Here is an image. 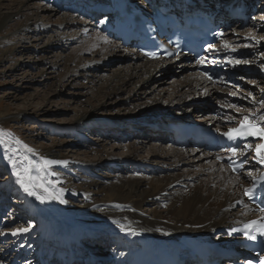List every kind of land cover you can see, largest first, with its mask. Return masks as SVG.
<instances>
[{
    "label": "bare ground",
    "instance_id": "obj_1",
    "mask_svg": "<svg viewBox=\"0 0 264 264\" xmlns=\"http://www.w3.org/2000/svg\"><path fill=\"white\" fill-rule=\"evenodd\" d=\"M35 1L38 0H21L9 8L7 13L0 10V65L11 62L10 58L16 53L21 54L20 47L16 44L18 40L22 44H26L29 40L27 36L34 35L33 37L36 38L34 42H39L42 40V34L54 30L45 42L43 51L46 53L52 54L55 50L53 48H59L60 43L79 42L68 56L64 57L61 52L57 55L52 54L50 59L52 58L54 61L51 59L52 61L47 63L51 64L50 68L56 67L58 62L62 61L63 63H73L75 65L73 68L70 70L66 68V77L75 79L81 73L98 68V65L107 63L114 57H123L130 61L124 70L104 82L105 90L103 89V91L108 98L116 97L122 93L133 84L134 80H138L140 83L142 79L146 78L148 81L150 76H158L171 69L170 65L173 64L171 62H149L146 60L140 62L137 54L129 49H123L118 43L105 38L90 21L83 19L78 21L75 19L77 17L67 14L53 21L55 13L52 7L41 8L46 21L45 24H41L37 20L40 18L41 12L35 8L31 9L30 6ZM261 7L264 11L263 4ZM22 17L25 19L20 21L19 19ZM259 19L264 22V16ZM59 30L62 31L59 32ZM263 33L264 24L253 26L243 33H238L233 29L226 33L221 42L223 47L227 45L226 49L235 53H244V55L247 49L243 48L249 46L253 49L247 51L251 52L252 63L257 64L258 71L263 74L258 77L256 90L250 87L246 88L248 90L246 95L251 98V104L246 100L239 103L237 97L233 95L234 93L227 94L218 91L217 87L207 83L193 69L192 65L184 62L175 67V69H181L182 79L174 82L170 86L172 89L167 88L171 96H180L181 98L173 99L169 107L154 104L156 102L150 103L148 108L142 109L141 113L137 115L140 116L138 120L120 123L119 128L122 127L127 131H131L130 129L133 128V131L139 132V135L143 136L147 142L151 141L154 136L158 147L152 150L150 159H156L154 171L161 170L160 172L163 171L164 176L160 177L158 173L149 174L151 175L149 177L133 176L123 170L126 172L125 175L114 174L112 177L96 179L91 174L87 175L96 166L105 163L111 167L132 166L136 171L144 167L143 165H146L147 162L134 158L120 161L109 157L100 159L96 163L78 164L52 155L48 160L66 162L52 165H56L64 171L74 163V167L80 172V176L77 174L80 187L71 191L70 197H80L83 200L82 205L70 207L65 203L58 202L55 198L45 199L42 202L36 196L27 194L25 196L27 199L26 211L39 218L40 222L35 229L39 234L36 233V238H33L31 235L34 227H30L31 229H28L27 232L18 231L15 232V235L12 234L11 242L5 244L0 241V264H57L51 260L54 257H63L64 261L68 262V259H71V251L64 247L68 244L77 245L80 241L79 238L91 231L92 233L95 231L99 234H106L105 236L112 238L110 240H113L114 248L111 253L100 256L99 259L88 256L83 261L86 264H90V261L92 264H118L128 253L133 252L137 240L147 239L159 249L177 251L178 242L183 235L214 241L220 239L215 236L218 230L257 217L258 215L253 214L252 208L241 200V189L248 185L246 175L240 177L230 175L225 167L216 162L211 153L203 152L200 149L190 148L179 151L171 146L167 135L159 131L148 130L140 123H153L150 118L157 117L159 118L156 120L163 122L167 115L178 117L181 112L189 115L194 112L192 119L195 122L210 123L219 127L224 120L238 121L242 116L257 115L258 112L263 111L264 103H259V101L264 93V54L260 56L256 52L261 46L264 48ZM19 35L22 36L21 39L18 38ZM240 42L244 47L235 45ZM12 44H16V47H12ZM230 69L237 73L236 76L240 79L238 81L241 85L242 78L245 76L243 71L238 70V65L234 62ZM251 69L253 70L252 67ZM16 70L15 67L9 68V72H16ZM144 86L142 85V87ZM138 95L135 93L132 96L133 99ZM189 95H192L196 101H202L200 103L202 105L192 107L191 112L190 109H185L182 104L178 106L180 100L188 99ZM193 99L191 101H195ZM128 102L130 103V101ZM237 103L242 106L236 109L233 105ZM212 104L216 110L224 114L222 121L215 119L212 110H209L208 106ZM85 118V115L80 117L77 124L85 121ZM88 120L90 119L88 118ZM135 136L137 138L138 135ZM165 143L169 146L168 151L161 148V145ZM140 146L138 148L135 143H130L128 149L131 154L135 155L139 149L143 150L144 145ZM6 148L5 153L13 161L8 164L9 170L18 179L15 173L25 167V162L20 158L13 159L12 147L7 145ZM92 152L98 153V151ZM147 165L149 164L147 163ZM178 166H181L182 169H177ZM70 181L72 182L71 179ZM17 187L23 191L19 184ZM41 195L42 197H53L45 191ZM5 236L7 235H3L2 238ZM11 250L15 252V257L8 258Z\"/></svg>",
    "mask_w": 264,
    "mask_h": 264
},
{
    "label": "rangeland",
    "instance_id": "obj_2",
    "mask_svg": "<svg viewBox=\"0 0 264 264\" xmlns=\"http://www.w3.org/2000/svg\"><path fill=\"white\" fill-rule=\"evenodd\" d=\"M20 1L0 0V10L7 13L9 8ZM258 1L264 5V0ZM30 6L31 9L35 8L40 12L42 7H46L43 0L32 2ZM54 13L53 21L65 14L71 15L56 10H54ZM43 16L44 13L41 12L40 18H37L41 24L46 23ZM261 16H264L263 10L254 16L248 27L236 31L243 33L253 28V26H261L264 24L259 19ZM24 19L22 17L19 20ZM75 19L82 21L78 17ZM51 31L42 34V40L39 42H34L36 41L34 35L27 36L29 40L26 44H22L18 40L16 44L20 47L21 54L16 53L10 58L11 62L0 65V241L5 244L12 241L11 235L18 232V229H31L30 227H34L31 236L36 238L38 231L35 229L40 222L37 216L26 211L27 199L25 196L27 193L17 187V178L9 170L8 164L13 161L5 153L7 145L11 146L14 151L13 159L20 158L25 162V167L29 164L33 166L32 175L43 178L37 183H43L44 187L47 188V192L55 197L58 202L63 200L66 201L67 206L80 207L83 200L80 197H70L71 191L80 187L79 178L77 177L80 176V172L74 167V163H96L100 159L109 157L120 161L126 158H134L135 160L147 162L149 165L146 163V165H143L144 167L134 171L132 166L111 167L105 163L96 166L87 175L91 174L96 179H102L112 177L114 174L125 175L128 171L133 176L143 175L149 177L155 173H158L160 177L164 176L163 171H154L156 159H150L152 150L158 147V143L153 138L154 136L151 141L147 142L143 136L139 135V132L133 131V128L130 129L131 131H127L118 126L122 122L138 120L140 116L137 115L141 113L142 109L148 108L150 103L156 102L154 104L169 107L173 99L181 98L180 96H171L168 93L172 89L170 86L182 79L181 69H175V67H178L177 63L171 64V69L160 73L158 76H150L148 81H146V78L142 79L140 83H138V80H134L133 84L122 93L109 98L106 97L105 91H103L105 88L104 82L124 70V67L130 62L128 59L114 57L107 63L98 65V68L81 73L75 79L66 77V68L68 70L73 68L75 66L73 63L58 62V65L54 68H50L51 64L47 63L53 60L50 59L52 54L57 55L61 52L64 57L68 56L78 46L79 42L60 43L59 48H53L55 50L52 54L46 53L43 50L47 37L51 36L54 30ZM18 38L21 39L22 36L19 35ZM16 44H12V47H16ZM235 45L244 47L241 42ZM243 49L253 50L249 46ZM247 50H245L246 57L243 60L240 59L241 62L236 64L238 70L249 72L245 73L242 78L244 82H241V91L235 94L230 89L215 87L223 93H234L233 95L237 97L238 102L246 100L251 104V98L246 95L248 92L246 88L250 87L254 90L258 88V72L261 71H258L257 64L252 63L251 52ZM256 52L261 56L264 54V48L261 46ZM139 61L144 62L145 59L139 56ZM10 67H15L16 72H9ZM135 93L139 95L133 99L132 96ZM189 98L181 99L178 106L182 104L185 109H190L191 112L192 107L202 105L200 104L202 101H196L192 98V95H189ZM192 99L195 101H191ZM241 106L242 104H238L237 107ZM208 108L209 110L214 108V104L209 105ZM209 110L208 112H210ZM193 113L191 112L189 115L181 112L179 117H190L192 119ZM83 115L86 117L85 121L77 124L78 119ZM135 135H138L137 138H135ZM130 143H135L138 148L141 147L140 145H144V148L143 150L139 149L135 155L131 154L128 149ZM28 148L32 151L29 152ZM161 148L168 151L169 146L165 143L161 145ZM177 150L181 151L183 149L177 148ZM92 151H98V153ZM6 155L8 158L5 157ZM52 155L61 159H68L74 163L64 171L60 167L51 164L37 173L35 168L41 167L43 161L50 159ZM26 157L27 159H25ZM177 169L182 168L178 166ZM123 170L126 172H123ZM34 190L37 195L42 197L43 188L37 187ZM3 235L7 236L2 238ZM96 236L95 239L81 240L79 243V250L84 248L89 254L95 256L94 258L104 256L113 245L112 240H110L112 238L104 237L98 233ZM14 254L15 252L11 250L8 258L15 257Z\"/></svg>",
    "mask_w": 264,
    "mask_h": 264
},
{
    "label": "snow or ice",
    "instance_id": "obj_3",
    "mask_svg": "<svg viewBox=\"0 0 264 264\" xmlns=\"http://www.w3.org/2000/svg\"><path fill=\"white\" fill-rule=\"evenodd\" d=\"M227 47V45H225ZM234 50V49H233ZM232 63V61H229ZM241 61L236 60L235 63L239 64ZM246 62V61H245ZM209 79H211V76H209ZM261 103H264V101H260ZM234 107V106H233ZM257 119L260 121V123H257ZM261 123H264V115H259L257 117L255 114L249 116L245 115L243 116L242 120L239 123L238 127L232 128L229 131L223 133L225 137H227L228 140L234 141L236 139H247V137H259L261 140H264V126H261ZM27 148V146L25 145ZM244 147H247L249 149H252L251 144H245ZM29 152L32 151V149L28 148L27 149ZM255 152L257 159V162L260 164H264V144H257L254 149H252ZM230 151L233 153V156L237 155L238 149L237 147H233L230 149ZM241 155H244L241 153ZM219 158V157H218ZM27 159V157L25 158ZM231 160V158H229ZM56 163H66V162H60V161H51V160H44L43 165L41 167L35 168V171L37 173L43 171L46 169L49 165L51 164H56ZM232 164L235 166L232 167L233 172H237L240 169L244 168V164L247 163V157L245 156V159L243 162L236 164L235 161H231ZM33 166L29 164L28 166L24 167L21 171H18L15 173V175L18 177L17 183L23 188V190L30 196H36L37 199L43 200L49 199V198H55V197H41L37 195L36 191L34 190L35 188H43L45 192H47V188L44 187L43 183H37V181L42 180L43 178L40 176H33ZM248 175H251V173H248ZM246 196H249V198H253V192L251 189H245ZM61 203H66V201L61 200ZM264 211V209H262ZM257 225V221H252L250 224H246L245 228L246 229H252L254 226ZM123 228V226H122ZM17 231L21 232H27L28 229H18ZM233 232L238 231L237 229L233 228ZM256 231L260 233V235H264V225H260L259 227H256ZM16 233L14 232L13 235ZM133 234H135L133 232ZM245 236H247L248 239L255 240L256 236L250 234V232H245ZM261 264H264V261L261 262Z\"/></svg>",
    "mask_w": 264,
    "mask_h": 264
}]
</instances>
